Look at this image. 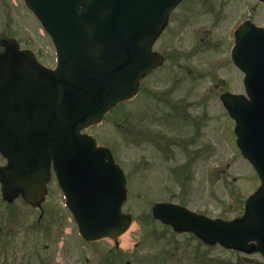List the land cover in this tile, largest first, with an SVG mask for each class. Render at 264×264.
<instances>
[{"label": "water", "instance_id": "obj_1", "mask_svg": "<svg viewBox=\"0 0 264 264\" xmlns=\"http://www.w3.org/2000/svg\"><path fill=\"white\" fill-rule=\"evenodd\" d=\"M52 41L56 68L5 39L0 53V169L4 200H42L52 168L66 206L87 238L116 240L129 225L120 215L125 183L110 152L80 132L98 125L113 106L131 99L162 59L154 41L181 0H22ZM233 62L244 72L247 99L224 96L237 145L260 187L235 221H210L178 207H157L178 232H194L264 258V30L238 34ZM126 221V222H125ZM228 227V229H226Z\"/></svg>", "mask_w": 264, "mask_h": 264}, {"label": "rangeland", "instance_id": "obj_2", "mask_svg": "<svg viewBox=\"0 0 264 264\" xmlns=\"http://www.w3.org/2000/svg\"><path fill=\"white\" fill-rule=\"evenodd\" d=\"M1 1L12 6L8 10L12 13L0 10V32L14 38L22 48H30L42 64L49 67L53 65L49 41L43 36L38 23L24 9L22 1ZM243 1L245 0H183L174 12L166 33L154 47L157 50L158 45L163 43L167 49L172 48L173 53L168 56V61L143 82L138 98L130 104L120 105L106 116L101 125L87 131L98 139L99 145L111 149L115 161L128 178V198L123 211L131 214L134 219L142 215L138 225H133L134 231L128 235L126 247L121 241L122 248L130 251L136 247L134 244L139 241L141 227L143 233L147 229L153 235L148 242L142 240L141 245L135 249V255L141 260L139 264H230L237 258L241 260V264L261 261L257 257L243 261L240 258L242 254L225 251L218 246L204 247L193 236L174 234L169 228L153 223L150 216L143 215L149 213L147 203L150 199L183 198V205L191 211L200 212L212 219L230 220L239 214L243 200L259 184L251 166L240 156L235 146V138L231 133L233 125L225 111L223 113L217 98L218 88L214 87L223 79L225 89L242 91L239 83L241 73L231 65H225L226 68L221 69L209 65L215 60L223 59L227 48L232 44L228 39L232 22L237 18L247 17L245 3H240ZM254 16L255 23L264 24V7H259ZM189 37L190 108L183 101L182 111L172 101H176L177 88L183 81H176L170 74L168 81L167 70L173 67L175 75L181 72V65L187 61V56L180 58L178 68L172 65L176 64L174 60L177 53L186 54ZM208 87L214 88L210 99L204 103L199 102L200 92ZM147 91L159 94L161 101L149 94V100L143 98ZM161 112L173 113L175 119L183 115L184 120H190V127L187 126V132L190 129V151L187 149L189 141L180 140V137H184V131L179 129L177 123L172 122V129L171 120L163 114L167 123L161 124L157 118ZM141 118L149 125L146 138L129 133L131 123L134 124L132 129L136 126L139 129ZM170 134L174 135L173 138H178L166 140V136L169 137ZM162 151L169 152L165 154ZM188 161L190 166L187 172L190 177L182 187L172 185L169 171L178 168L184 174V163ZM165 176L167 177L164 178ZM66 249L71 254L75 252L68 245ZM98 264L104 263L98 258Z\"/></svg>", "mask_w": 264, "mask_h": 264}, {"label": "flooded vegetation", "instance_id": "obj_3", "mask_svg": "<svg viewBox=\"0 0 264 264\" xmlns=\"http://www.w3.org/2000/svg\"><path fill=\"white\" fill-rule=\"evenodd\" d=\"M245 1L240 2L245 3L247 9V17L243 20H249L255 23L254 15L259 7H264V3H259L257 0ZM157 51L163 55L165 63L168 61L170 53H173L172 48L167 49L163 43L158 45ZM185 53V55L177 53V57L174 60L176 64L172 65L178 68L180 58L182 56L188 57L187 61L181 65V72L179 71L178 75H175L176 70H174L173 67L167 70L168 81H170L169 74L173 78H176V81H183L182 85L177 88L178 96L176 97V101H172V103L177 104L182 111H184V107H182L183 101L184 104L190 108V65L188 63L190 61V38L186 44ZM162 79L163 78H161V81H163ZM214 87H217L220 91L218 84H215ZM147 94L154 99H158L159 102L161 101L159 94H153L148 91L146 95H143V98L145 97L146 100L150 99L147 97ZM159 107L161 108V104ZM170 108L173 109V106L170 105ZM163 114H166L171 120V124L174 121L179 125V129L184 131V137H180V140L189 141L187 149L190 151V129L189 132H187V126L190 127V120H184L183 115H179V118H182L180 122L179 118L175 119L173 113L168 114L161 112V114L157 116L162 122L161 124L167 123ZM154 119L155 117L150 120L153 121ZM148 128V123L141 118L139 123L141 137L146 138ZM173 128L174 126L172 124V129ZM173 137L174 135L170 134L169 137L166 136V140L173 141L175 138H178ZM168 152L169 151L163 153L167 154ZM3 164L4 160L0 157V166ZM60 203V193L54 188L53 183L47 186L44 201L38 208L26 204L21 198L8 204L1 199L0 195V264H98V258L101 252L98 243H84L80 238L79 241L76 238H72L71 241L75 242L76 245H70V249H75V252L71 254L66 249L67 240L63 236L66 234L67 216L61 212ZM69 234L71 238L74 234L73 229L70 230ZM78 244H80L84 252H82ZM108 252H110V249ZM117 264L122 263L118 262Z\"/></svg>", "mask_w": 264, "mask_h": 264}, {"label": "bare ground", "instance_id": "obj_4", "mask_svg": "<svg viewBox=\"0 0 264 264\" xmlns=\"http://www.w3.org/2000/svg\"><path fill=\"white\" fill-rule=\"evenodd\" d=\"M133 231H134L133 228H130L129 231L121 237L122 240H123V246L124 247H126L127 240H128V237H129L128 235H130V233H132Z\"/></svg>", "mask_w": 264, "mask_h": 264}]
</instances>
